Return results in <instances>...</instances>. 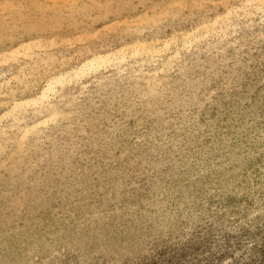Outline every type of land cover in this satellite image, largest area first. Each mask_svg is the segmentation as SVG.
<instances>
[{
  "label": "rangeland",
  "instance_id": "1",
  "mask_svg": "<svg viewBox=\"0 0 264 264\" xmlns=\"http://www.w3.org/2000/svg\"><path fill=\"white\" fill-rule=\"evenodd\" d=\"M243 2L0 0V55H29L0 66V264H264V1ZM157 38L178 54L150 64Z\"/></svg>",
  "mask_w": 264,
  "mask_h": 264
},
{
  "label": "bare ground",
  "instance_id": "2",
  "mask_svg": "<svg viewBox=\"0 0 264 264\" xmlns=\"http://www.w3.org/2000/svg\"><path fill=\"white\" fill-rule=\"evenodd\" d=\"M263 1L264 0H245V2H243L242 6L234 7L235 8V9H233L234 13L244 12V14L247 13V15L249 16V15H251L253 13V12L251 13V11L253 10L252 8H254L255 11L261 10V8H259V7L262 5ZM231 14H232V12H230L229 10H227L226 13H225L224 21L227 24L230 21V15ZM241 14L244 15L243 13H241ZM247 15H245V16H247ZM254 15L255 14H253V16ZM233 17H235V16H233ZM250 20L248 19V22ZM219 22H220L219 16L217 18L215 17V19L211 22V24H212L211 27H213V28L217 27L220 24ZM234 25H236V24H234ZM205 27H207V26H205ZM157 39H158L157 43L158 42H162V41L159 40V38H157ZM150 40H151V37H150ZM192 41L195 42V43H199V41H200V37H197L194 34V32L193 33H188V34H186L184 36L183 40L181 41L182 47L188 48L190 46V44L192 43ZM168 42H170L173 45V47L176 48V54H178L177 52H178V47L179 46H178V41L176 39H171V40H169L167 42H164V43L162 42L163 44L161 45V49L160 50L158 48H155L154 46H152L153 42H150L151 43L150 48L147 47L146 49L144 48L142 50L144 55L146 54L148 56V59L150 60L149 61L150 64H155L154 59L155 58H160L161 53L164 52L165 49H167V47L169 45ZM132 46H135V45H132ZM143 47H144V45H143ZM27 51H28V46H26L25 44H21L17 48L13 49L11 52H8L7 54L0 55V66H2L4 68H8L9 65L15 64V62H14L15 58H25V59L28 58L29 55L27 54ZM137 51H138L137 48H133L132 47L129 50L128 48H126V46H122L118 51H116L114 53L113 52H103V53L94 55L93 57L87 58L86 60H83L78 65L74 66L73 68H70V70L68 72H64L62 74L56 75V76L52 77L50 80H47V82H45L44 86L41 88V90L38 93V95L35 98L31 99V102L36 101L37 103H40V104L48 103L54 97L55 92H56L55 89H56L57 86L62 85L65 82L72 83L73 81H79V80H81L83 78H86V77H89L91 75H96L97 73H99L101 71V69L105 70V69H107V68H109L111 66L123 65L125 60H126V57H127L126 55H129V57L131 59H135L136 55L138 54ZM24 103L26 104V100H20V101L14 102L11 105V107H10V113L15 112L19 108V106L24 104ZM4 117H6V116L3 115L1 118H4Z\"/></svg>",
  "mask_w": 264,
  "mask_h": 264
}]
</instances>
